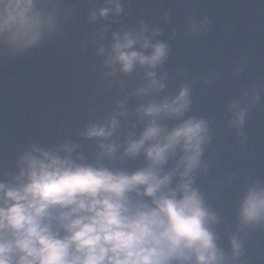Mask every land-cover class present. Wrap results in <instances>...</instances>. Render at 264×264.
Instances as JSON below:
<instances>
[{"label": "water", "instance_id": "obj_1", "mask_svg": "<svg viewBox=\"0 0 264 264\" xmlns=\"http://www.w3.org/2000/svg\"><path fill=\"white\" fill-rule=\"evenodd\" d=\"M119 3L116 12L110 0H37L53 21L41 41L22 51L0 43V182H17L20 158L34 147L62 156L70 147L78 162L113 170L144 167L143 151L125 153L153 119L139 109L171 100L187 87L189 109L156 120L169 130L189 117L206 122L208 138L192 178L216 216L209 227L225 264H264V220L243 225L239 216L248 189L264 186V0ZM104 7L111 11L101 17ZM142 30L152 43L168 46L160 65L137 64L125 73L118 63H106L113 33ZM148 71L164 87L141 93ZM241 109L244 122L234 124ZM113 118L111 136L86 135L94 125L107 128ZM109 144L116 145L111 155L101 147ZM180 155L163 170L175 167ZM180 179L177 174L172 186ZM233 237L242 242L239 257L233 256Z\"/></svg>", "mask_w": 264, "mask_h": 264}, {"label": "clouds", "instance_id": "obj_2", "mask_svg": "<svg viewBox=\"0 0 264 264\" xmlns=\"http://www.w3.org/2000/svg\"><path fill=\"white\" fill-rule=\"evenodd\" d=\"M110 2L116 12L122 10L119 0ZM109 11L101 8L99 15ZM52 22L37 0H0V43L14 50L37 45ZM167 54L168 46L152 43L143 30L117 32L106 63H118L128 73L137 64L155 69ZM146 76L149 83L141 93L164 87L154 71ZM190 104L184 87L171 100L139 109L153 119L125 148L130 157L143 151L147 160L132 172L78 162L70 147L63 156L35 147L26 152L17 182H0V264H225L209 227L216 216L193 187L192 173L200 165L208 126L189 117L169 130L156 120L181 116ZM245 116L241 109L233 123L243 124ZM116 125L113 118L107 128L94 125L86 135L111 136ZM101 147L107 155L116 151L115 144ZM178 152L176 166L164 171ZM177 174L181 179L173 187ZM239 216L243 225L264 220V186L248 189ZM231 244L233 256L239 257L242 242L233 237Z\"/></svg>", "mask_w": 264, "mask_h": 264}]
</instances>
